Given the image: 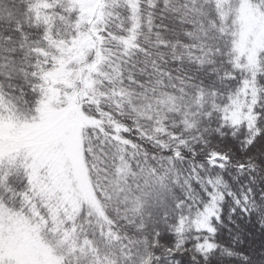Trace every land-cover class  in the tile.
Segmentation results:
<instances>
[{
    "label": "snow or ice",
    "instance_id": "obj_1",
    "mask_svg": "<svg viewBox=\"0 0 264 264\" xmlns=\"http://www.w3.org/2000/svg\"><path fill=\"white\" fill-rule=\"evenodd\" d=\"M0 264H264V0H0Z\"/></svg>",
    "mask_w": 264,
    "mask_h": 264
}]
</instances>
